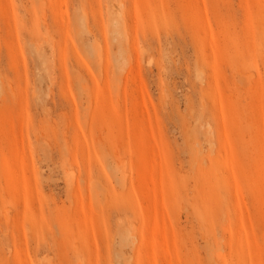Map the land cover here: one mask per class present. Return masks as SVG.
<instances>
[{"label": "rangeland", "instance_id": "rangeland-1", "mask_svg": "<svg viewBox=\"0 0 264 264\" xmlns=\"http://www.w3.org/2000/svg\"><path fill=\"white\" fill-rule=\"evenodd\" d=\"M0 264H264V0H0Z\"/></svg>", "mask_w": 264, "mask_h": 264}]
</instances>
